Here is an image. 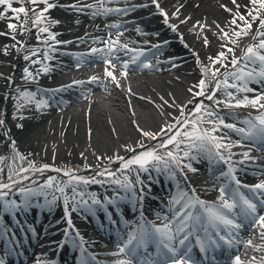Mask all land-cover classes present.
<instances>
[{
	"label": "bare ground",
	"instance_id": "obj_1",
	"mask_svg": "<svg viewBox=\"0 0 264 264\" xmlns=\"http://www.w3.org/2000/svg\"><path fill=\"white\" fill-rule=\"evenodd\" d=\"M111 1L113 0H105V3ZM56 2L58 6L49 9L45 14L49 20L59 21V23L50 26V31L56 34L57 41H72V43L56 44L55 41L44 43L43 40L46 34L39 33L31 24L28 26L30 31L20 34L19 29L17 30L16 40L22 42L23 47L16 44V41H13L8 35L0 36V49L5 45L9 46L7 55L0 51V74H2L0 76V118L5 122L4 126L0 127V157L5 158L4 164H0V168L4 169V172L0 173V178H3L4 182H8L6 177L9 166L19 167L22 165L28 167L29 162H32L37 168H41L43 165L50 166L42 173L31 171L26 173L25 175L30 176L31 180H24L21 184L16 185V188L20 186L36 188L38 184L46 183L50 177L55 178L54 183L56 185L67 184L71 179V177L64 175L66 171L70 172L67 167L80 160L84 161L82 170L76 173L71 172L72 175L86 179L94 176L95 180L100 181V178L95 177L100 176L97 174L98 172L108 169L109 172L116 173L119 169H123V165L116 157L128 159L144 151V149L138 147L139 144L148 147L156 144L157 141L144 137L142 131L149 133L159 131L155 128L160 122L159 113L161 116L164 114L163 122L165 125H172L175 123L174 118L180 116L179 106L187 105L184 109L186 112L194 107L188 104V101L192 99L188 89L196 85L201 79L203 66L210 64L208 58L210 56L215 57L219 51H223L221 45L227 42L220 38V29L216 27V24H219L221 28H224L226 22L231 19V14L226 12L221 5H227L233 11L237 10L231 0H159L160 8L168 14L169 23L178 25L177 31L173 32L164 23V17L159 14L152 3L148 16L139 17L140 15H137L133 21L128 23L125 21L116 23L111 19L112 15L117 13L103 14V8L106 7L99 5L97 0H56ZM237 3L241 5L239 11L243 14L246 11L244 6L248 4V0H237ZM73 4H87L93 5V7L76 11L68 7ZM13 6L31 7L27 4H14ZM40 7H44V5L41 4ZM97 8L101 9L100 14L92 15ZM177 9L180 10L179 18L173 16ZM8 15L11 16L12 14L9 12ZM186 17L191 18L187 20V23L181 24L180 20ZM77 20L79 21L78 24L76 23ZM2 21L3 25L0 26V32L4 33L10 31L7 27L8 23L16 22L9 19H3ZM197 21L200 24L208 25V27L202 29L197 25ZM115 24H119L120 27H113L112 25ZM225 30L230 31L227 28ZM255 30L256 24H253V32ZM117 33L120 37L134 35L141 38V36H146L155 37L154 39L159 41H161L159 35L171 33L175 36V39L167 43L162 40L161 42L164 43L155 49L158 52L167 50L175 53L167 60L165 59L166 56H162L165 58L157 64H152V68L143 67L141 73L128 76L125 89L115 87L110 92L104 90L107 92L105 95L95 94V91H100V86H98V82H92L93 90L72 93V96L65 103L57 102V99L54 98L52 102L44 107L41 113H37L33 108L26 106L32 104L22 96L27 89L36 90L39 94L45 96L53 95L54 88L60 86L58 85L60 82L57 80L58 78H55V75L72 69L76 62L75 59L78 60L77 57L70 54L71 51H75L73 54L79 56L76 52L82 49L85 52L84 56L87 58L96 57L99 59L100 54L93 55L90 53L92 46H88L90 45L88 43L100 42V45H103L102 48H104V42L113 37L114 34L117 35ZM81 37L84 42L80 41L79 38ZM202 37H207L209 42L207 46H205ZM34 43L37 44L34 45ZM250 43H252L251 36L243 37L240 53L236 57H240L242 50ZM14 44H16L15 48L12 47ZM49 44H52L53 47L50 48ZM79 44L82 46L77 48ZM229 47H233V45L229 44ZM33 51L37 54L31 56V60L23 58L25 55H31ZM194 54H199V62H197ZM44 56L47 57L46 60H49V57L51 58L49 61H44ZM229 57L231 58L230 53ZM32 61L36 62L33 63ZM173 64L176 66L174 67ZM45 67L48 68L47 72L44 71ZM130 67L132 69L136 68L132 65ZM216 67L220 66L216 65ZM25 69L31 72L35 78L26 79ZM9 77L11 82H9ZM250 87L258 88L256 84H251ZM82 93L84 96L81 95ZM217 95L221 99L224 98L221 93H217ZM247 95L252 97L254 93H248ZM165 101L169 103L165 104ZM209 102L205 100V104ZM38 114H40V118H37ZM235 114L233 112L220 113L222 117H226V115L235 117L237 113ZM228 120H225V122L229 123ZM17 125H23V127H17ZM5 132L8 134L5 135ZM220 134L229 136L231 140L234 138L227 132L222 131ZM12 142H14V145ZM131 149H136V152H132ZM231 151L236 154L233 157L237 161L242 159L241 153L249 152L239 148V146L232 147ZM16 153L26 159L21 161L17 156L15 163H13L12 157ZM225 154L227 155V153ZM39 155L44 160L42 165H38L40 158L37 156ZM251 156L256 157L257 155L251 154ZM109 157L112 159L109 160ZM69 159L73 161L70 165L68 164ZM259 159H261L262 165L254 168L257 176H261L260 170L264 169V158L260 157ZM245 165L246 167L254 166L251 161H246ZM193 167L197 169L195 173L184 169L186 177L188 176L191 180L192 186L204 195L216 194L217 184L219 183H213L211 179L202 175V172L206 170L199 159L198 162H193ZM55 169H59V171ZM237 172L241 176L247 174L244 169ZM131 174L135 173L132 171ZM139 178H142L141 181L143 180L141 187L135 183L133 184L136 185L137 192L143 188V198L136 197L137 201L139 203L143 202L144 209L149 212H153L155 209L148 203H154L162 208L163 200L157 198L155 192L159 190L149 180V172L140 171ZM262 178L264 180V176ZM262 180L260 179V182ZM74 185L82 186V184L75 183ZM114 186L106 184H98L94 188L90 186L88 190H85L84 197L87 198L86 200L90 199L91 196L102 197L104 195L105 197L108 195L107 193H111L110 191L120 189ZM69 188L66 189V192L71 196L72 189ZM120 190L127 192L124 188ZM55 194L59 199L50 203L48 208L51 215H54L52 217L54 218L53 221L40 224L37 235L25 241L29 249L37 248L38 261L40 262V259L46 257L47 254V257L51 255L52 241L56 238L60 225L67 223L68 213L71 214L72 225L80 232V235L88 241L90 246L99 249L102 251V255L105 256L108 244L103 237L104 232L93 221V217L86 213L82 206L74 211L71 199L66 208L61 194L59 192ZM17 196H19V193L13 190L8 199H11V197L14 199ZM37 199H43V197L33 198V200ZM48 199L51 200L50 197ZM121 205V200H118L113 206L118 207ZM30 210V208L27 209L23 218L28 215L31 216ZM3 214L7 217L5 212ZM78 214L83 217H79ZM22 220L20 221L23 222ZM5 222L7 228H9L8 224L11 227L17 225L15 220ZM245 230L248 238L254 244L264 243L256 235L258 230L247 228ZM14 234H17L16 230H14Z\"/></svg>",
	"mask_w": 264,
	"mask_h": 264
},
{
	"label": "snow or ice",
	"instance_id": "obj_2",
	"mask_svg": "<svg viewBox=\"0 0 264 264\" xmlns=\"http://www.w3.org/2000/svg\"><path fill=\"white\" fill-rule=\"evenodd\" d=\"M97 3L102 6L105 0H97ZM151 3L155 5L159 14L164 17V23L173 32H176L178 25L169 23L168 14L160 8L159 0H151ZM231 3L237 9L236 11L228 8L227 5H221L226 12L231 14V19L226 22L224 28L216 24V27L220 29V38L227 41L221 45L224 50L219 51L215 57L210 56L208 58L210 64L203 66L201 79L196 85L188 89L192 96L188 104L194 107L186 112L184 109L187 105L179 106L180 116L174 118L175 123L162 126L156 133L141 130L144 137L157 141L151 147L139 144L138 147L144 149L142 153H137L128 159L116 157L123 165L122 170L136 171L137 182L140 184L143 183L139 180L140 171L150 172V167L152 170L166 175L170 180H176L177 173L186 179L184 169L195 173L197 169L193 167V162H198V158L201 155L212 164L226 165L227 169H220L219 176L216 177L220 185L217 189L219 192L218 202L208 203L201 200L196 195L195 189L190 188L188 191L180 189L170 202L171 218L167 216L163 218L166 223L158 227L145 221L144 224L132 228L127 234L126 240L119 242L118 252L112 253V255H123L127 258L117 261V264H133V259L137 261V264H198V261L191 254L193 248L192 238L195 239L200 252L205 254H207L209 249L215 251L225 246L228 249H233L240 244L251 247L256 252L264 251V243L254 244L251 239L242 241L239 235L246 228L253 229L258 227L259 231L256 235L261 241H264V180L253 185L243 184L236 175L237 171H243V169H236L233 166L232 157L236 154L231 151L232 147H242V141L245 140L256 146L257 150L264 151V111H261L264 110V0H248V4L244 6L246 11L243 14L239 11L241 5L237 3V0H231ZM14 4H27L31 5V7H14ZM41 4L44 7H40ZM57 6L56 0H0V20L9 19L16 21L8 23L7 27L10 31L8 33L0 32V36L8 35L13 41H16V44L23 47L22 42L16 40L17 30L19 29L20 34H23L26 31H30L28 26L31 24L39 33L46 34L43 40L44 43H49V41H55L56 44L72 43V41H57L56 34L50 31V26L59 23V21H51L45 14L49 9ZM144 6L146 7L147 5ZM68 7L76 11H83L85 8H92L93 5L73 4ZM128 11L129 9L103 8V14L105 15L110 12L126 14ZM9 12L12 14L11 16L8 15ZM100 12L101 9L97 8L92 15H98ZM179 15L180 10L177 9L173 16L179 18ZM190 18L186 17L180 20V23H187ZM76 23L78 24L79 21L77 20ZM253 24H256L254 32ZM197 25L202 29L208 27L206 24H200L199 21H197ZM112 26L120 27L119 24ZM225 28L230 31L225 30ZM245 36H251L252 43L242 50L240 57H236L234 47L238 46L239 40ZM118 37L119 33H117V39H109L104 42V48L90 49L91 54H100V61L108 66L105 68V76L110 78L117 86H119L118 81L110 68L114 69L116 64L119 63L123 70V76L127 77L130 66L136 65L139 57L143 55L142 51L129 49L126 44H120ZM180 38L182 40V35ZM202 38L205 46H207L209 43L207 37ZM79 39L84 42L82 37ZM16 44L12 47L15 48ZM229 44L233 45V47H229ZM49 47L51 48L53 45L49 44ZM121 50L134 52L135 55L123 60L118 55ZM0 51L7 55L9 46L5 45ZM229 53L232 54L231 58ZM36 54L33 51L31 55H25L23 58L31 60V56ZM194 55H196L197 62H199V54ZM77 59L79 60V57ZM32 62L35 63L36 61ZM216 65L220 67H216ZM77 66L79 67L80 65L78 64ZM173 66L175 67L176 65L173 64ZM142 67L152 68L153 65L148 63L143 64ZM222 69L223 71H221ZM44 71L47 72L48 68L45 67ZM25 72L27 73L26 79L35 78L27 69H25ZM8 79L11 82V78L9 77ZM97 79V77H92L90 82H95ZM73 83L76 85L83 84L82 81H74ZM250 84H256L258 88H252L249 86ZM63 90L64 88L54 91ZM217 93H223L224 98L221 99ZM248 93H254V95L250 97L247 95ZM81 95L84 96L83 93ZM23 96L29 102H35L37 108L47 106V101L36 100L32 93L25 92ZM201 97L203 99H200ZM205 100L212 103L206 105ZM164 103L168 104L169 102L165 101ZM172 103L174 104L175 102L173 101ZM221 105L226 108L251 107L256 109L259 114L242 121L243 126L237 127L236 123L225 122L220 115ZM17 110L19 111V108ZM19 118L22 119L23 117ZM4 123V120L0 118V127H3ZM205 124L210 127H204ZM17 127H23V125H17ZM223 129H229L239 136L240 139L232 141L227 135H217ZM7 134L5 132V135ZM12 143L14 145V142ZM181 145H184V147L182 148ZM131 151L135 153L136 149H131ZM240 155L242 159L235 163L243 164L246 161L254 163L257 159L252 157L250 152H244ZM17 156H19L21 161L26 159L16 153L12 157L13 163H15ZM111 159L109 157V160ZM4 162L5 158L0 157V164H4ZM49 167V165H43V167L37 168L32 162H29L28 167L22 165L19 167L9 166L6 177L8 182H4L3 178H0V211L10 215L26 212L32 206L33 198L43 197L46 203H52L59 199L55 194L56 192H59L63 197L66 208L71 199L74 211L82 206L86 213H93L95 206H103L102 202L95 196H91V202H89V200L84 198L85 193L77 192L76 188L73 187L74 183L87 185L89 183H101V181H97L94 178L89 180L75 177L71 172L67 171L64 175L71 177L67 184L56 185L54 183L55 178L50 177L46 183L38 184L36 188H16V185L21 184L24 180H31L30 176L25 175L26 173L30 171L42 173ZM55 170L59 171V169ZM3 172L4 169L0 168V173ZM105 173L113 175L108 169L97 174L104 176ZM260 173L264 175V169H261ZM114 182L121 184L120 180H115ZM68 187H72L71 196L66 192ZM122 187L125 191L131 192L134 198H143V188L137 192L136 185L130 180H126ZM177 187L179 188V181H177ZM242 189L247 191L245 192ZM13 190L23 196L22 202L8 199ZM49 196H51V200L48 199ZM108 203L111 204L112 201L109 200ZM141 218L143 219V216ZM67 223L70 228H74L70 213H68ZM17 225L21 226L22 222L17 220ZM26 230L35 231L34 228ZM3 231H6V229L0 230V234ZM221 232L224 234H221ZM65 234H68L67 229ZM75 236L79 237V242L76 246L81 251L80 264H92L93 261H95V264H100L95 256L87 254V250L84 248V244L87 242L80 236L78 231L75 232ZM150 243L156 245L154 257L148 253V245ZM213 260H215V257H213ZM252 260L256 261L257 258L253 256ZM0 264H3L2 260H0ZM225 264H242V262L237 254L226 261ZM258 264H264V256L260 257Z\"/></svg>",
	"mask_w": 264,
	"mask_h": 264
},
{
	"label": "rangeland",
	"instance_id": "obj_3",
	"mask_svg": "<svg viewBox=\"0 0 264 264\" xmlns=\"http://www.w3.org/2000/svg\"><path fill=\"white\" fill-rule=\"evenodd\" d=\"M0 22H1V20H0ZM240 41H241V39L239 40V43H240ZM237 54H238V52L235 53V55H237ZM221 96L224 97V96H223V93H221ZM211 103H212V102L208 103V105L211 104ZM220 110H221V106H220ZM217 135H219V134H217ZM181 147H184V145H181ZM37 157L40 158V160H39L40 163H39L38 165H42V162H43L44 160L41 159L40 155L37 156ZM83 160H84V159H83ZM68 162H69L68 164L70 165L73 161L69 159ZM83 162H84V161L80 160V161L77 162V163H72V166L69 167V168H67V169L69 170V169L71 168L70 170L80 171L81 166H83ZM126 174H127L126 172L124 173L123 171H119L118 174H117L116 176H120V177H117V178H115V179L112 178V179H110V180H108V181H111V182L114 183L115 180H121V183H122V181L124 182L123 177H125ZM116 176H115V177H116ZM90 184H91V183H89L88 185H90ZM93 184H94V185H97L96 183H93ZM74 187H75L76 190H77L78 187H76V186H74ZM83 188H84V187H83ZM83 188H80L79 190L81 191V189H82V190L84 191L85 189H83ZM85 188H86V187H85Z\"/></svg>",
	"mask_w": 264,
	"mask_h": 264
}]
</instances>
